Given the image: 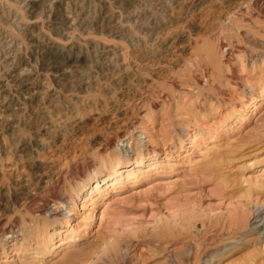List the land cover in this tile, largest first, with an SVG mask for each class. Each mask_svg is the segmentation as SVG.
<instances>
[{"label": "rangeland", "instance_id": "1", "mask_svg": "<svg viewBox=\"0 0 264 264\" xmlns=\"http://www.w3.org/2000/svg\"><path fill=\"white\" fill-rule=\"evenodd\" d=\"M262 94L264 0H0V264H264Z\"/></svg>", "mask_w": 264, "mask_h": 264}, {"label": "bare ground", "instance_id": "2", "mask_svg": "<svg viewBox=\"0 0 264 264\" xmlns=\"http://www.w3.org/2000/svg\"><path fill=\"white\" fill-rule=\"evenodd\" d=\"M262 98H264V94H262ZM263 100L264 99H262V100L256 99V102H260V101H263ZM244 114H245V111H243L240 114L241 117L245 116ZM191 137H192L191 138L192 143H195V141L197 140V136L195 135V136H191ZM217 157H219V156H217ZM217 157L215 155L212 158L213 161L216 160L215 163L217 162ZM145 164L146 163H144V162H137V163H134V166L133 165L132 166H127L126 165L125 167H123V166L119 167L118 169H116L114 176H110V177H106V178L103 177V176L95 177L94 181L89 186H86V188L84 189V192L87 194L86 198H85V200H86L85 202H92L93 204H95L99 200H101L106 195V193L109 194V193H112L114 191H121L123 188H126V186H136L138 184H141L142 182L144 183V181L148 182V180H150V178H153V176L156 177V176L167 175V174L171 173V171L169 170L170 168L169 169L164 168L162 170L158 169L159 162H157V161H153L152 163H149V164H146V165ZM263 176H264V167H263V171H262V173H260V175H258V176L257 175H253V176L249 177L248 183L251 184V187L248 185L250 187V188L248 187V189L250 190V192H248L249 195L251 193H254V194L258 193L257 189L258 188L262 189L264 187V177ZM103 188L105 189V191H103ZM37 197H38V195H36V194L30 195V196L28 195L27 196L28 203H34L36 201ZM37 213H41L40 216H42V211L37 212ZM256 214H257L256 216L259 217V215L261 213L259 211H256ZM248 219L249 218H246V222L247 223L249 221ZM262 222H263V224H262ZM260 223L262 224L260 226L264 227V219L259 221V224ZM260 226L258 225L254 229H258ZM67 228H69V227H67ZM9 232H10V234L14 233L13 229H11V231H9ZM64 233L65 232H58V233L55 234L56 237L58 236V237L61 238L60 242H59V247L64 246L66 244V243H64L65 242L64 238L62 239ZM66 233H70V230H67ZM54 240H55V238H54ZM17 241H18L17 238L14 237V239L11 240V244H14V246H15ZM70 252H72V251H67L68 254ZM68 257H69V255H68ZM73 258H74V256H73ZM60 261H61V259H60Z\"/></svg>", "mask_w": 264, "mask_h": 264}]
</instances>
